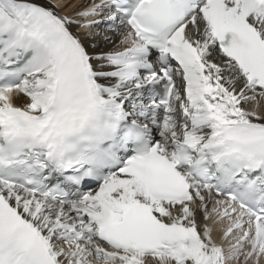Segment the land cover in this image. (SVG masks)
<instances>
[{
  "label": "snow or ice",
  "instance_id": "1",
  "mask_svg": "<svg viewBox=\"0 0 264 264\" xmlns=\"http://www.w3.org/2000/svg\"><path fill=\"white\" fill-rule=\"evenodd\" d=\"M0 264H264V0H0Z\"/></svg>",
  "mask_w": 264,
  "mask_h": 264
},
{
  "label": "bare ground",
  "instance_id": "2",
  "mask_svg": "<svg viewBox=\"0 0 264 264\" xmlns=\"http://www.w3.org/2000/svg\"><path fill=\"white\" fill-rule=\"evenodd\" d=\"M217 227H219V225H217ZM216 235H217V238H219V233H217Z\"/></svg>",
  "mask_w": 264,
  "mask_h": 264
},
{
  "label": "rangeland",
  "instance_id": "3",
  "mask_svg": "<svg viewBox=\"0 0 264 264\" xmlns=\"http://www.w3.org/2000/svg\"><path fill=\"white\" fill-rule=\"evenodd\" d=\"M74 2H75V0H74Z\"/></svg>",
  "mask_w": 264,
  "mask_h": 264
}]
</instances>
